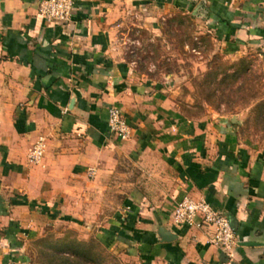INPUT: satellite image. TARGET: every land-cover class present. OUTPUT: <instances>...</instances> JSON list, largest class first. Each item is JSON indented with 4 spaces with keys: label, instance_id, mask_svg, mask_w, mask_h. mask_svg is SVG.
Returning <instances> with one entry per match:
<instances>
[{
    "label": "crops",
    "instance_id": "1",
    "mask_svg": "<svg viewBox=\"0 0 264 264\" xmlns=\"http://www.w3.org/2000/svg\"><path fill=\"white\" fill-rule=\"evenodd\" d=\"M40 1L0 0V261L24 260L53 223L90 227L130 264H264V151L233 120L179 118L165 89L121 51L125 16L158 1L76 0L66 24L47 23ZM261 34L246 23L230 38L258 43ZM112 106L131 127L128 140L110 134ZM41 139L44 155L32 164ZM185 196L229 219V253L208 243V230L173 224Z\"/></svg>",
    "mask_w": 264,
    "mask_h": 264
},
{
    "label": "rangeland",
    "instance_id": "2",
    "mask_svg": "<svg viewBox=\"0 0 264 264\" xmlns=\"http://www.w3.org/2000/svg\"><path fill=\"white\" fill-rule=\"evenodd\" d=\"M157 1L125 16L118 34L125 57L165 89L179 118L233 120L243 141L264 151V0H189V9ZM204 4L218 5L238 30L263 28L260 41L232 40L218 16L206 18ZM83 228L52 223L12 264H130L121 248H106Z\"/></svg>",
    "mask_w": 264,
    "mask_h": 264
},
{
    "label": "built area",
    "instance_id": "3",
    "mask_svg": "<svg viewBox=\"0 0 264 264\" xmlns=\"http://www.w3.org/2000/svg\"><path fill=\"white\" fill-rule=\"evenodd\" d=\"M76 0H41L38 5L39 15L47 23L66 24L71 22L75 11ZM107 124L110 134L118 140H128L131 136V127L122 111L112 106L108 110ZM45 142L41 139L29 150L28 160L38 164L45 152ZM95 170L90 169L88 175L95 177ZM172 222L175 226L206 229L210 232L208 243L230 252L236 245L237 238L229 219L213 209L204 199H195L189 196L182 198L174 207Z\"/></svg>",
    "mask_w": 264,
    "mask_h": 264
},
{
    "label": "trees",
    "instance_id": "4",
    "mask_svg": "<svg viewBox=\"0 0 264 264\" xmlns=\"http://www.w3.org/2000/svg\"><path fill=\"white\" fill-rule=\"evenodd\" d=\"M214 2H216L215 4H218L219 5V3H217V0L216 1H214ZM216 6V7H210V6H207V5H203V10H204V12L206 13V18H208L209 16H211L212 18H215V19H217V16H218V20H219V22H220V24L221 25H219V27H221V29H219L220 30V32H223V31H226V32H228V34H227V36H230V33L232 32V31H234V30H236V27H234L231 23H230V21H228L226 18V14L225 13H223L222 11L221 12H219L218 13V11H217V7H218V9H219V6ZM236 15H240V14H236ZM238 28V27H237ZM99 241V240H98ZM78 246H80L81 247V244H77V247ZM77 251H79V249L78 250H75V252L74 253H76Z\"/></svg>",
    "mask_w": 264,
    "mask_h": 264
},
{
    "label": "water",
    "instance_id": "5",
    "mask_svg": "<svg viewBox=\"0 0 264 264\" xmlns=\"http://www.w3.org/2000/svg\"><path fill=\"white\" fill-rule=\"evenodd\" d=\"M160 234L163 236L164 240L169 241L171 240L172 236L165 232L163 229L160 230Z\"/></svg>",
    "mask_w": 264,
    "mask_h": 264
}]
</instances>
